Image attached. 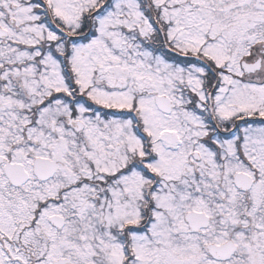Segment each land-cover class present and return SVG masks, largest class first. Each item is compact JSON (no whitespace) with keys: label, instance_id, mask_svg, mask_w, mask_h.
<instances>
[{"label":"snow or ice","instance_id":"obj_1","mask_svg":"<svg viewBox=\"0 0 264 264\" xmlns=\"http://www.w3.org/2000/svg\"><path fill=\"white\" fill-rule=\"evenodd\" d=\"M0 264H264V0H0Z\"/></svg>","mask_w":264,"mask_h":264}]
</instances>
